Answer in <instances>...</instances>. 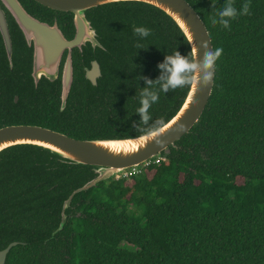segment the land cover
<instances>
[{"label": "trees", "instance_id": "1", "mask_svg": "<svg viewBox=\"0 0 264 264\" xmlns=\"http://www.w3.org/2000/svg\"><path fill=\"white\" fill-rule=\"evenodd\" d=\"M207 27L214 49L212 95L198 123L149 166L71 194L97 177L79 165L33 145L0 153V251L5 264H264V0H250L249 15L230 28L212 24L226 0H186ZM249 0H233L239 11ZM42 22L57 23L67 39L73 14L22 0ZM215 4V8L212 7ZM101 47L73 51L74 81L61 110L60 79L35 87L31 51L20 72L0 64V128L39 125L78 140L138 137L133 122L139 92L156 80L166 54L187 56L190 45L160 9L140 2L102 5L86 12ZM14 43L22 32L12 16ZM134 27L150 30L146 38ZM143 45V49L136 44ZM22 48V47H21ZM97 61L94 86L85 68ZM22 73V74H21ZM29 78L31 85L23 78ZM189 87L159 93L151 120L167 123ZM18 96V102H15ZM66 216L65 225L59 229Z\"/></svg>", "mask_w": 264, "mask_h": 264}, {"label": "water", "instance_id": "2", "mask_svg": "<svg viewBox=\"0 0 264 264\" xmlns=\"http://www.w3.org/2000/svg\"><path fill=\"white\" fill-rule=\"evenodd\" d=\"M37 3L55 11L73 14L75 35L67 39L56 22L50 25L30 15L19 0H1L12 15L26 40L34 42L33 77L38 83L44 75L51 81L59 77L63 55L68 51L62 72L61 110L66 107L70 90L74 81L72 51L82 49L87 43L93 48L101 47L97 40L96 31L87 19L86 12L93 8L119 2H140L152 5L170 17L185 35L191 50L197 51V58L202 60L203 42L209 49H214L212 39L205 23L186 0H35ZM0 30L5 38L7 50L11 59L12 43L4 11L0 7ZM101 76V68L93 61L87 70L86 79L96 86ZM215 74L208 87L195 86L189 92L178 112L165 123V130L159 136L144 143L137 139H100L78 140L66 134L36 125H10L0 128V153L10 147L33 145L49 150L61 158L79 165L97 167L93 180L75 190L64 204V210L69 207L73 197L82 191L93 188L97 183L106 181L126 169L138 167L153 159L178 142L200 120L212 95ZM139 137V136H138ZM137 137V138H138ZM66 216L59 229L65 225ZM11 243L0 251V264H5L7 256L16 246Z\"/></svg>", "mask_w": 264, "mask_h": 264}, {"label": "clouds", "instance_id": "3", "mask_svg": "<svg viewBox=\"0 0 264 264\" xmlns=\"http://www.w3.org/2000/svg\"><path fill=\"white\" fill-rule=\"evenodd\" d=\"M212 7L215 8V4H212ZM250 8V0L244 3L239 11L234 6L233 0H226L212 18V24H219L223 28L229 29L230 21L236 19L238 15H249ZM133 31L141 38L150 35V30L145 27H134ZM136 47L143 49V45L140 43H137ZM201 47L204 49L202 60L197 58V51L194 49L187 56L182 55L178 50L171 55L166 54L164 61L158 64L157 67L161 74L155 81L144 76L137 77L138 80H143L147 86L139 92L140 107L137 108L136 114L141 117V120L139 124L133 122V127L142 134L133 139L144 143L159 136L165 130L166 125L163 120H157L148 127H142L149 125V121L152 119L149 110L154 103L158 102L160 92L168 93L170 90L191 88L197 85L208 87L212 83L215 65L222 56L223 49L217 47L210 50L207 42H203Z\"/></svg>", "mask_w": 264, "mask_h": 264}, {"label": "flooded vegetation", "instance_id": "4", "mask_svg": "<svg viewBox=\"0 0 264 264\" xmlns=\"http://www.w3.org/2000/svg\"><path fill=\"white\" fill-rule=\"evenodd\" d=\"M21 2V4L23 5V7L26 9L25 5L22 3V0H19ZM0 7L1 9L4 11L5 13V17H6V20H7V24H8V30H9V35H10V40H11V43H12V55H11V59L9 57V53H8V50H7V44H6V41H5V38L0 30V64L7 60L8 62V66L11 70L14 69V63H13V57L14 55H16V48H18V53H17V70L20 72L21 68H22V65L25 61H27V57L23 55V53H25L26 55L30 53V51L32 52L31 53V57H32V64H31V72H30V76L32 78V82L34 83L35 87H37L40 82H44V83H47L46 81L48 82H55L56 80L60 79V82H61V89H60V98H61V93H62V72H63V66H64V63L66 61V58H67V55H68V51H66L63 55V59H62V62H61V66H60V72H59V77L55 80V81H51L50 79L46 78L44 75H42L38 81V83L35 82V79L33 77V58H34V42H31L29 43L23 32L21 31V29L19 28L18 24L16 23L18 29H20V31L22 32V37L23 38H20L19 36L17 37L18 39V43H17V46H15V43H14V34H13V29H14V26H12V22L10 20V17L9 16H12L9 11L5 8L4 4L1 2L0 0ZM26 11L28 12V10L26 9ZM55 11V10H54ZM29 13V12H28ZM30 14V13H29ZM32 15V14H30ZM33 16V15H32ZM35 17V16H33ZM13 18V17H12ZM36 18V17H35ZM14 19V18H13ZM38 19V18H37ZM39 20V19H38ZM57 22V19L54 18L53 19V24H55ZM47 23V22H46ZM49 24V23H48ZM53 24H50V25H53ZM74 24V23H73ZM59 26V25H58ZM60 28V27H59ZM75 28V27H74ZM75 35V33H74ZM74 37V36H73ZM90 44L92 46L91 43H87L86 45ZM85 45V46H86ZM22 47V48H21ZM84 47V46H83ZM75 49H78V48H75ZM73 49V51L75 50ZM80 50V49H79ZM73 51H72V60H73ZM82 51V49L80 50ZM93 61H91V64H92ZM91 68V66H90ZM90 68H85V77H86V73H87V70L90 69ZM22 74V73H21ZM23 81H26L25 84H29L31 85V81H29V78H23ZM18 99L19 97L18 96H15V99L14 101L15 102H18ZM61 104H62V100H61ZM12 125H20V124H12ZM23 125H26V124H23ZM10 126V125H9ZM36 126H39V125H36ZM5 127V126H3ZM1 127V128H3ZM42 127V126H41Z\"/></svg>", "mask_w": 264, "mask_h": 264}, {"label": "built area", "instance_id": "5", "mask_svg": "<svg viewBox=\"0 0 264 264\" xmlns=\"http://www.w3.org/2000/svg\"><path fill=\"white\" fill-rule=\"evenodd\" d=\"M151 161H152V159L149 160V161H147V162H145L141 166H149L150 163H151ZM139 172H140V170H139V166H138V167H133V168H130V169H126V170L122 171L121 173H119V174H117L115 176H116V178H119L121 176H123V177H129V176L135 175V174H137Z\"/></svg>", "mask_w": 264, "mask_h": 264}, {"label": "rangeland", "instance_id": "6", "mask_svg": "<svg viewBox=\"0 0 264 264\" xmlns=\"http://www.w3.org/2000/svg\"><path fill=\"white\" fill-rule=\"evenodd\" d=\"M116 177V176H115Z\"/></svg>", "mask_w": 264, "mask_h": 264}]
</instances>
